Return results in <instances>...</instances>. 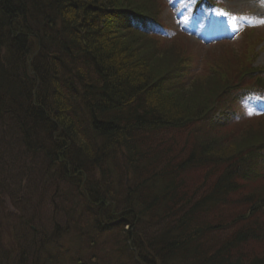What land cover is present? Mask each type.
Here are the masks:
<instances>
[{
	"label": "trees",
	"instance_id": "16d2710c",
	"mask_svg": "<svg viewBox=\"0 0 264 264\" xmlns=\"http://www.w3.org/2000/svg\"><path fill=\"white\" fill-rule=\"evenodd\" d=\"M163 5L0 0V119L20 133L12 142L26 154L22 167L35 166L17 185L32 173L34 189L51 179L70 191L51 199L67 219H25L19 236L14 226L0 264H264V191L250 192L264 190V115L212 119L264 88L260 70L241 44L235 60L231 46L223 49L211 76L193 71L180 39L148 29L161 25ZM206 76L220 90L198 106L195 131L198 96L185 92L203 94L196 81ZM245 128L247 146L237 135ZM207 130L233 136L230 150L190 143Z\"/></svg>",
	"mask_w": 264,
	"mask_h": 264
},
{
	"label": "rangeland",
	"instance_id": "374dc122",
	"mask_svg": "<svg viewBox=\"0 0 264 264\" xmlns=\"http://www.w3.org/2000/svg\"><path fill=\"white\" fill-rule=\"evenodd\" d=\"M166 2V7L164 5L162 7L161 26L169 29V31L160 29L166 33V37H171L170 39L172 40L174 38L180 39V44L184 46L183 56L190 60L191 58L193 59L195 67L193 71L202 69L201 71H205L204 74L208 73L211 76V67L216 66V62L219 63L227 58L225 55L226 51L223 49L231 46L234 51V60L238 59L241 52L239 51V44L246 39L248 41V45L245 46L246 52L253 59V66L261 70L259 75L264 83V6L261 2L254 0H224L225 11L233 15V18L222 15L218 11L214 13L206 10L205 7L194 4L191 0H166ZM174 45L171 44L170 47ZM176 49H180V46H176ZM209 79H212V77L208 78L206 76L204 79L196 81V87H204L205 92L203 94L201 92L198 93V88H195L194 91L191 86L185 92L188 93V96H192L195 93L198 96L197 102H190L193 104L191 108L193 110L190 113L193 117L190 121L194 123L195 131L199 129L198 120L195 119L200 109L199 107H202L201 110L206 108L210 103V98L214 96L216 91L220 90L219 84L209 81ZM207 82L211 83L206 86ZM254 94L249 96L251 99L232 101L225 112L215 111L212 116L213 121L223 123L227 119L226 117L229 119L234 118L235 115L245 117L261 107L264 108V92H256ZM195 104H197L196 110L194 109ZM170 111L173 113L178 112L175 108ZM249 131V128H245L237 134L240 136L243 132L239 140L245 146L251 143ZM17 137L20 138V133L17 129H14L13 132L11 122L0 119V182H8V177L13 176L16 173L15 170L19 167L21 169V173L16 175V179L14 178L15 185H9L8 199L0 198V233L2 239L6 242L11 237L14 226L18 230L21 228L17 235L21 234L26 225H22L25 219H59L60 221L67 219V216L65 217L64 215L66 214L65 211L59 207L63 204L58 203L59 206L55 209L50 197L60 195L59 198L53 197V200L57 201L64 195L66 199L70 198L67 195L70 191H68L65 184L57 182L58 184L55 185L51 179L43 180V185L41 187L37 185L38 188L34 189V183L40 178H36L32 173L30 184L25 186L17 185L18 182L23 184L24 174L27 169L22 167V165L25 164L26 166L28 164L25 152L21 151V147L15 144V142H19L15 140ZM232 139L233 136L227 137L221 132L207 130L204 134L191 133L189 141L190 143H206L210 145V152L217 155L224 150H230V141ZM12 140L15 142L13 143ZM19 159L23 161V164H20ZM36 166H38V171L43 173V170H39L41 169L40 162ZM34 168L35 166L32 163L31 169ZM12 180L10 178V183ZM16 185L22 187V192H19V188ZM11 186L14 187V190L17 188L18 191H13ZM23 189L26 190L24 191ZM263 191L261 189L250 192L261 193ZM66 201V204L71 205V207L77 206V203L72 205L74 203L72 199ZM76 201L78 202V200ZM146 206H149L148 203ZM68 216L70 217V215ZM18 217L22 218L19 223L14 220L18 219ZM17 223L18 225H16ZM31 223L33 224L34 221H31ZM64 225L65 222L62 223L61 227ZM65 236L70 237L68 235Z\"/></svg>",
	"mask_w": 264,
	"mask_h": 264
},
{
	"label": "bare ground",
	"instance_id": "6f19581e",
	"mask_svg": "<svg viewBox=\"0 0 264 264\" xmlns=\"http://www.w3.org/2000/svg\"><path fill=\"white\" fill-rule=\"evenodd\" d=\"M254 1L261 2L262 5L264 6V0H254ZM57 168H58L57 162L52 161V169H57ZM112 182H113V184L111 183L112 186L116 187V189L117 188L120 189L122 187L120 184H122L124 182V179H123L122 182L120 180H114ZM6 185H7V182H0V198L4 197L6 195V193L9 191V187H7L6 189H4L5 192H2V190H3L2 187L3 186H6ZM11 188H12L13 191H16V192L18 191L17 188H15V190H14V187L13 186H11ZM50 199H53L52 196L50 197ZM7 244L8 243L6 241L1 240L0 241V251H2L4 249V246H6ZM46 264H48V263H46Z\"/></svg>",
	"mask_w": 264,
	"mask_h": 264
}]
</instances>
